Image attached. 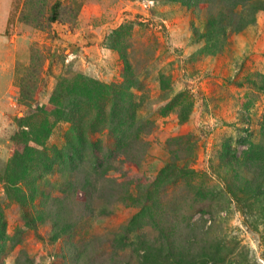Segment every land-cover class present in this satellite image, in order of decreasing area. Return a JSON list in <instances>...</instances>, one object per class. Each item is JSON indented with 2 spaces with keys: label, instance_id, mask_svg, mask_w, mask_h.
I'll return each mask as SVG.
<instances>
[{
  "label": "rangeland",
  "instance_id": "rangeland-1",
  "mask_svg": "<svg viewBox=\"0 0 264 264\" xmlns=\"http://www.w3.org/2000/svg\"><path fill=\"white\" fill-rule=\"evenodd\" d=\"M56 1L0 0V264H264V0ZM125 76L141 125L117 154L90 109L97 193L59 164L32 184L69 133L56 88Z\"/></svg>",
  "mask_w": 264,
  "mask_h": 264
},
{
  "label": "trees",
  "instance_id": "trees-1",
  "mask_svg": "<svg viewBox=\"0 0 264 264\" xmlns=\"http://www.w3.org/2000/svg\"><path fill=\"white\" fill-rule=\"evenodd\" d=\"M173 2H179L187 7H194L195 2L197 4V0H172ZM236 1V0H235ZM62 6V0H57L56 3L51 7V15L49 16L50 22H57L60 16V8ZM197 7V5H196ZM128 80L124 81L122 84L112 83L111 85H102L97 81L90 80L88 82L84 81V79L79 78L77 82L62 83L64 86H58L56 91L53 94L52 104L47 105L45 107V111L56 112L57 117L60 120H64L70 124L68 137H66V144L63 150H55L53 151V155L50 156L45 153L40 159L33 160L30 170L24 172L26 175L33 176L32 184H37L36 182L41 179V176L53 171L54 168L59 164V166H65V170L60 168L61 172H70L74 173V175H78L75 182L80 180L83 181L84 184L81 186L79 182L77 185H74L75 192L80 190V194L83 196L86 195H94L97 193L98 188L96 180L94 181L89 175H87L88 167L89 169L96 168L95 173H100L97 167L101 169L104 168L103 157H101L103 142L94 140L93 135L95 132L90 131L93 128L91 122H89V114L91 112V108H96L103 110V113H100L99 117L102 119V124L104 125L108 119L111 117V124L107 128L110 131L111 139L113 140L112 145H116L115 148H109V151H112L117 154H125L124 145L128 143L130 137L133 134H137V130L135 131L136 125L138 123V110L140 105L137 103V99L131 91L133 85L129 84V80H132L133 77H124ZM61 85V84H60ZM108 109V111H106ZM48 120V117H46ZM141 125V124H140ZM140 125H137L138 127ZM104 127H107L104 125ZM104 129V128H103ZM51 132V127L47 129L46 138L49 136ZM21 131L18 130L14 136V140H20ZM16 142V141H15ZM28 144V141L26 142ZM104 147V146H103ZM106 148V147H105ZM123 148V149H122ZM119 151V153H118ZM21 154L12 160V165L14 163V167H19L23 160H26ZM124 155V156H125ZM229 156V154H227ZM28 163L31 164L30 159H28ZM95 165L90 168L88 166ZM25 167V164H21ZM35 174V175H33ZM97 174V175H98ZM37 186V185H36ZM261 194L264 195V188L261 189ZM86 195V196H87ZM15 200H18V196L15 197ZM21 207H24V214L29 223H33L36 225V221L34 220L31 212L27 208L28 206L22 201L19 202ZM33 205V203H32ZM50 208V207H49ZM147 208H143L144 215L146 214ZM56 221L54 220L53 225L59 226L61 221L65 220L66 217L58 213L56 215ZM134 221V220H133ZM7 224L4 216L3 208L0 203V253L4 250V245L1 244V241L5 240L7 237ZM62 229V228H61Z\"/></svg>",
  "mask_w": 264,
  "mask_h": 264
}]
</instances>
